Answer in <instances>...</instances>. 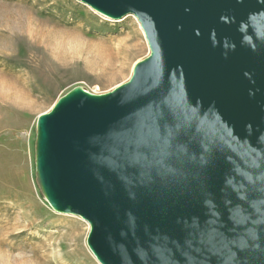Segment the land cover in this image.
I'll return each instance as SVG.
<instances>
[{
	"label": "water",
	"instance_id": "1",
	"mask_svg": "<svg viewBox=\"0 0 264 264\" xmlns=\"http://www.w3.org/2000/svg\"><path fill=\"white\" fill-rule=\"evenodd\" d=\"M133 15L149 55L38 116L51 208L99 264H264V0H78Z\"/></svg>",
	"mask_w": 264,
	"mask_h": 264
},
{
	"label": "rangeland",
	"instance_id": "2",
	"mask_svg": "<svg viewBox=\"0 0 264 264\" xmlns=\"http://www.w3.org/2000/svg\"><path fill=\"white\" fill-rule=\"evenodd\" d=\"M148 55L133 15L112 20L78 0H0V264H99L88 223L54 211L39 188L36 121L76 87L99 95L127 82Z\"/></svg>",
	"mask_w": 264,
	"mask_h": 264
},
{
	"label": "bare ground",
	"instance_id": "3",
	"mask_svg": "<svg viewBox=\"0 0 264 264\" xmlns=\"http://www.w3.org/2000/svg\"><path fill=\"white\" fill-rule=\"evenodd\" d=\"M68 36V35H67ZM91 252V251H90ZM93 255V254H92Z\"/></svg>",
	"mask_w": 264,
	"mask_h": 264
}]
</instances>
